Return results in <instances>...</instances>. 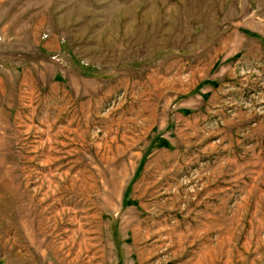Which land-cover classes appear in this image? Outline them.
I'll list each match as a JSON object with an SVG mask.
<instances>
[{"label": "rangeland", "instance_id": "374dc122", "mask_svg": "<svg viewBox=\"0 0 264 264\" xmlns=\"http://www.w3.org/2000/svg\"><path fill=\"white\" fill-rule=\"evenodd\" d=\"M0 264H264V0H0Z\"/></svg>", "mask_w": 264, "mask_h": 264}]
</instances>
